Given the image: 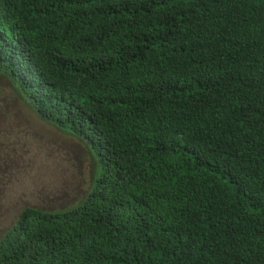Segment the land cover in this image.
Instances as JSON below:
<instances>
[{
    "label": "trees",
    "instance_id": "16d2710c",
    "mask_svg": "<svg viewBox=\"0 0 264 264\" xmlns=\"http://www.w3.org/2000/svg\"><path fill=\"white\" fill-rule=\"evenodd\" d=\"M0 73L97 163L0 264H264V0H0Z\"/></svg>",
    "mask_w": 264,
    "mask_h": 264
},
{
    "label": "rangeland",
    "instance_id": "374dc122",
    "mask_svg": "<svg viewBox=\"0 0 264 264\" xmlns=\"http://www.w3.org/2000/svg\"><path fill=\"white\" fill-rule=\"evenodd\" d=\"M96 164L83 141L41 119L0 73V238L27 206L79 201Z\"/></svg>",
    "mask_w": 264,
    "mask_h": 264
}]
</instances>
